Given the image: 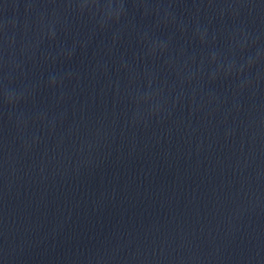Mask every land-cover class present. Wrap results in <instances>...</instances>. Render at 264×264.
I'll return each instance as SVG.
<instances>
[{"label": "water", "instance_id": "water-1", "mask_svg": "<svg viewBox=\"0 0 264 264\" xmlns=\"http://www.w3.org/2000/svg\"><path fill=\"white\" fill-rule=\"evenodd\" d=\"M0 264H264V0H0Z\"/></svg>", "mask_w": 264, "mask_h": 264}]
</instances>
